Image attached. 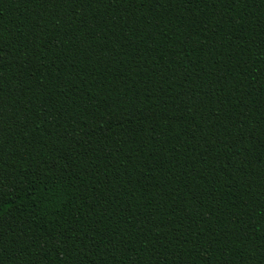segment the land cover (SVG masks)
Instances as JSON below:
<instances>
[{"label":"trees","instance_id":"16d2710c","mask_svg":"<svg viewBox=\"0 0 264 264\" xmlns=\"http://www.w3.org/2000/svg\"><path fill=\"white\" fill-rule=\"evenodd\" d=\"M0 264H264V0H0Z\"/></svg>","mask_w":264,"mask_h":264}]
</instances>
